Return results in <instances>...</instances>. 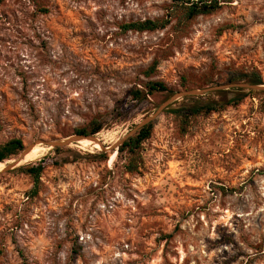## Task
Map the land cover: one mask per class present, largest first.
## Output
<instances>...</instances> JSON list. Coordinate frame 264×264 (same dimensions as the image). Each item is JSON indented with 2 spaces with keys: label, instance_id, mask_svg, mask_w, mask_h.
I'll use <instances>...</instances> for the list:
<instances>
[{
  "label": "rangeland",
  "instance_id": "374dc122",
  "mask_svg": "<svg viewBox=\"0 0 264 264\" xmlns=\"http://www.w3.org/2000/svg\"><path fill=\"white\" fill-rule=\"evenodd\" d=\"M218 1L135 32L122 26L173 2L0 0V145L18 138L27 156L112 119L94 135L106 149L51 147L36 196L19 167L2 171L22 151L0 163V264H264L263 91L178 96L135 172L112 147L175 94L264 82V0ZM149 81L170 92L132 101Z\"/></svg>",
  "mask_w": 264,
  "mask_h": 264
},
{
  "label": "trees",
  "instance_id": "16d2710c",
  "mask_svg": "<svg viewBox=\"0 0 264 264\" xmlns=\"http://www.w3.org/2000/svg\"><path fill=\"white\" fill-rule=\"evenodd\" d=\"M173 2L172 10L167 14L165 20H144V21H133L126 23L122 26L123 31H135V32H145V31H155L163 29L170 21V18L175 14H178L180 18L184 21H190L200 15H208L215 12L220 7V2L218 0H171ZM231 78L238 76L235 73H231ZM245 81L252 85H264V82L260 77L249 76L245 77ZM232 80V79H231ZM244 80V79H241ZM230 82V79H229ZM143 89L134 88L130 92L132 101L140 102L146 96L151 95L154 92H170V88L166 83L162 81H149L144 86ZM237 92H241L242 89L236 88ZM263 97L261 98L260 105L261 110L264 111V91L261 92ZM234 101L238 102V99ZM220 105L208 106L206 110L209 112L217 111L220 109ZM183 118L188 119L192 114L191 112H181ZM114 118V117H112ZM111 116L102 120H94L90 123L87 129L76 130L77 135L94 136L99 133L103 127L111 121ZM153 121L151 120L147 124L143 125L138 129L133 135L129 136L125 141H123L117 148L118 152L125 153L127 157V165L125 169L128 172H135L138 169V164L141 162L140 148L142 143L150 137L151 131L153 129ZM88 140H94L89 138ZM24 149L22 141L18 138H13L4 144L0 145V163L8 160L12 157L17 156ZM55 151L60 150V148H54ZM46 157L39 161H34L29 164L20 166L17 171L22 174L29 176L33 181V187L28 192L30 196H36L38 193V184L41 177V173L46 166ZM61 161L54 160L50 161V164L57 165Z\"/></svg>",
  "mask_w": 264,
  "mask_h": 264
},
{
  "label": "water",
  "instance_id": "95a60500",
  "mask_svg": "<svg viewBox=\"0 0 264 264\" xmlns=\"http://www.w3.org/2000/svg\"><path fill=\"white\" fill-rule=\"evenodd\" d=\"M231 87H238V88H243V89H248V90H256V91H264V85H252V84H244V83H238V84H231V85H222V86H216V87H209L206 89H202V90H190V91H186L183 93H178L175 94L174 96H172L167 102H165L162 106H160L158 108V110L146 117L140 124L136 125L134 127V129L124 138L118 140L112 147H115L116 145L120 144L121 142H123L125 139H127L130 135H132L133 133H135V131H137L138 129H140L143 125L147 124L148 122H150L159 112H161L163 109L166 108L167 105H169V103L174 100L175 98H177L180 95H203L204 93H207L209 91H213V90H227ZM94 136H85V135H74L72 137H68L65 138L63 140H55V141H36L37 144L43 143L44 145L50 146V147H60V146H67L69 144H71L72 142H77L81 139H89V138H93ZM33 145V144H31ZM30 146V145H29ZM28 148L25 147L22 152L20 153V155L17 158V163L23 159V156L25 154L26 149ZM101 149H106L104 148L102 145L100 146ZM25 165V164H24ZM23 165H19L16 166V164H8L6 165V167L2 170V171H6L8 169H13L15 167H20Z\"/></svg>",
  "mask_w": 264,
  "mask_h": 264
},
{
  "label": "bare ground",
  "instance_id": "6f19581e",
  "mask_svg": "<svg viewBox=\"0 0 264 264\" xmlns=\"http://www.w3.org/2000/svg\"><path fill=\"white\" fill-rule=\"evenodd\" d=\"M127 131V130H126ZM125 135V134H124ZM90 143H89V142ZM77 143H80L81 145H89V146H93L96 147V148H99L101 145H103L102 143H98L96 141H93V140H88V139H81L79 141H77ZM92 143V144H91ZM30 149V147H28L25 151V154L23 156V159L20 160L18 163L17 161L13 164H16V166H19V165H24V164H27V163H30V162H33L34 160L36 159H40V158H43L45 156V154H47V152L51 149V147H42L40 150L38 151H35V152H32L31 154H28L26 156V154L28 153V150ZM26 156V157H25Z\"/></svg>",
  "mask_w": 264,
  "mask_h": 264
}]
</instances>
